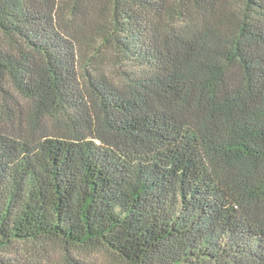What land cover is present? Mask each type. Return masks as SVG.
<instances>
[{
	"label": "trees",
	"instance_id": "1",
	"mask_svg": "<svg viewBox=\"0 0 264 264\" xmlns=\"http://www.w3.org/2000/svg\"><path fill=\"white\" fill-rule=\"evenodd\" d=\"M74 249L264 264V0H0V264Z\"/></svg>",
	"mask_w": 264,
	"mask_h": 264
},
{
	"label": "rangeland",
	"instance_id": "2",
	"mask_svg": "<svg viewBox=\"0 0 264 264\" xmlns=\"http://www.w3.org/2000/svg\"><path fill=\"white\" fill-rule=\"evenodd\" d=\"M23 252L25 253H33L34 251V247H27L26 249H22ZM69 255L75 259L81 260L83 261L84 264H109L106 261V255L102 254V253H92L89 252L85 249H74L71 250V252L69 253ZM52 257L53 259H58L59 258V254L58 252H53L52 253ZM113 261L114 258L110 257ZM110 259L108 258V261ZM111 264H116V263H111Z\"/></svg>",
	"mask_w": 264,
	"mask_h": 264
}]
</instances>
